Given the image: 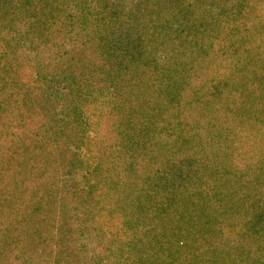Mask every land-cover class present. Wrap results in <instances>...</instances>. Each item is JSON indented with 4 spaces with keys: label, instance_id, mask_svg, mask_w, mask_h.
Masks as SVG:
<instances>
[{
    "label": "trees",
    "instance_id": "1",
    "mask_svg": "<svg viewBox=\"0 0 264 264\" xmlns=\"http://www.w3.org/2000/svg\"><path fill=\"white\" fill-rule=\"evenodd\" d=\"M0 264H264V0H0Z\"/></svg>",
    "mask_w": 264,
    "mask_h": 264
}]
</instances>
